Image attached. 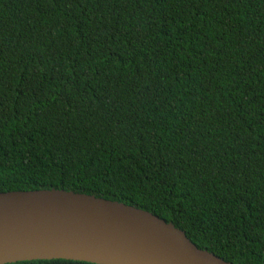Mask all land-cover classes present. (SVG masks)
I'll use <instances>...</instances> for the list:
<instances>
[{"label": "trees", "instance_id": "16d2710c", "mask_svg": "<svg viewBox=\"0 0 264 264\" xmlns=\"http://www.w3.org/2000/svg\"><path fill=\"white\" fill-rule=\"evenodd\" d=\"M49 188L264 264V0H0V192Z\"/></svg>", "mask_w": 264, "mask_h": 264}, {"label": "water", "instance_id": "95a60500", "mask_svg": "<svg viewBox=\"0 0 264 264\" xmlns=\"http://www.w3.org/2000/svg\"><path fill=\"white\" fill-rule=\"evenodd\" d=\"M232 264L136 206L56 188L0 192V264Z\"/></svg>", "mask_w": 264, "mask_h": 264}]
</instances>
